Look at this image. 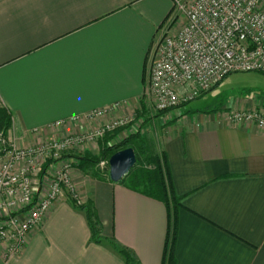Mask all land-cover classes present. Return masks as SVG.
<instances>
[{
  "label": "crops",
  "instance_id": "1",
  "mask_svg": "<svg viewBox=\"0 0 264 264\" xmlns=\"http://www.w3.org/2000/svg\"><path fill=\"white\" fill-rule=\"evenodd\" d=\"M170 13L171 0H0V99L9 137L26 147L131 113ZM224 79L209 91L219 107L189 103L159 124L178 198L174 218L163 201L73 167L78 206L70 192L57 198L21 253L0 249V264H125L113 246L130 250L137 264H163L167 236L172 264H264V127L230 119L250 108L264 113V86L232 87ZM115 103L101 116H82ZM75 115L82 118L51 126ZM46 176L39 194L49 187ZM80 206L94 210L101 242L91 240Z\"/></svg>",
  "mask_w": 264,
  "mask_h": 264
},
{
  "label": "built area",
  "instance_id": "2",
  "mask_svg": "<svg viewBox=\"0 0 264 264\" xmlns=\"http://www.w3.org/2000/svg\"><path fill=\"white\" fill-rule=\"evenodd\" d=\"M171 4V18L153 44L147 74L146 92L153 98L154 108L180 109L233 72L264 75V0H171ZM182 14L185 23L174 30L172 25ZM110 110L93 109L82 116L92 119ZM82 116L56 120L51 126L61 127ZM230 119L264 127V113L259 108L231 112ZM125 120L118 118L92 130L26 147L16 145L7 134L8 128L0 129V212H4L0 213V249L6 255L22 252L28 233L65 190L76 200L67 163L53 174L50 169L54 163L48 165L46 177L48 173L52 176L51 183L39 194L40 165L57 158L58 150L96 140Z\"/></svg>",
  "mask_w": 264,
  "mask_h": 264
},
{
  "label": "rangeland",
  "instance_id": "3",
  "mask_svg": "<svg viewBox=\"0 0 264 264\" xmlns=\"http://www.w3.org/2000/svg\"><path fill=\"white\" fill-rule=\"evenodd\" d=\"M172 8L173 7L171 4V10H172ZM171 15H172V13H170L166 23L169 22ZM176 20H177V22L172 25L173 28H175L174 30H176V29L178 30L179 28H181L184 25L185 16L183 14L178 15ZM151 55H152V51H151L150 56ZM146 74H148V72ZM147 76L145 79L146 81L144 82L143 94L141 95V97H140L138 103L136 104V107L133 109V111L131 113H126V114H123L121 116H118V117H115L112 119V120H118V118L119 119L125 118L126 120H125L124 124L105 132L101 137L97 138L96 140H93V141L84 140L82 143L80 142V144H78V145H72L71 147L66 148L64 150H58L56 152V154L58 155L57 158H54V159L49 158V159H47V161L45 163L43 162L40 165L39 185H41V183H42L41 177L44 176V174L47 175L46 172L49 171L48 165L54 163L53 168L50 169V173H52V174H53V172H56L59 169L60 165H63L64 163L69 164L70 168L76 167L75 166L76 159H74L71 156L85 155L86 153H89L90 155L93 154L95 156H99V153L101 150L100 146L102 143L106 144V145L107 144L108 145H115V144L120 143L125 138H127L130 134H134V133H138L142 138H144L146 143L142 149H145V151H148L149 153L155 152V153L159 154V156H160L159 124L161 122H165L169 119V114H167V113L172 109H168L165 111H159L156 108H154L153 100H152L153 98L149 95L148 92H146ZM224 78L223 79L225 81L224 80L223 81L228 82V84L231 83L230 86H232V87L236 86V85H240V84L242 85L245 83H251L254 85L264 86V75L261 74L260 72H256V71L233 72L231 74H228ZM217 84H219V82ZM209 91H211V89ZM209 91H207L208 93L206 92L203 94L204 97L207 96L206 98H204V97L201 98V96H200L199 98L194 99V100L188 102L187 104L194 103L196 105H199L200 107H211V108L214 106H217L220 102V97L216 96L213 98V93H209ZM115 104H117V103H115ZM115 104L110 105V107H111L110 111H112L118 107V106L116 107ZM187 104H185L181 108L184 109L185 106H187ZM217 107H219V106H217ZM177 112L178 111H176L175 113H177ZM172 114H174V113L172 112L170 115H172ZM172 116H170V118H172ZM108 122H110V121H108ZM59 138H60V136L57 137V139H59ZM142 149L141 148H136V149L133 148L134 153H135V161L137 159L138 164H142V160H144V155H142V153H141ZM107 160H108V158H101L99 160L96 168H98V170H100L104 173L107 172V174H108ZM147 168H153V166L148 165ZM48 177L51 179L52 176H50L48 173ZM69 179H70V176H69ZM70 181H71V179H70ZM68 192L69 191L65 190L66 195L69 194ZM72 199L77 204V202H76L77 199L76 200H75V198H72ZM0 213L3 215L4 212L1 211ZM1 214H0V216H1Z\"/></svg>",
  "mask_w": 264,
  "mask_h": 264
},
{
  "label": "trees",
  "instance_id": "4",
  "mask_svg": "<svg viewBox=\"0 0 264 264\" xmlns=\"http://www.w3.org/2000/svg\"><path fill=\"white\" fill-rule=\"evenodd\" d=\"M9 124L10 117L6 110L4 108H1L0 128L5 130L8 128ZM145 143L146 142L144 138H142L138 133H134L130 134L127 138L115 145H106L102 143L100 146L101 150L99 156L86 153L85 155H77L71 157L76 159L75 166L83 173L97 179L107 178V172L104 173L96 168L101 158H108L114 152L126 147L142 149ZM141 153L142 155H144L142 164H138L136 159L135 165L124 177L119 180V182H122L128 188L143 195L163 201L167 207L168 213L170 215L173 214L174 218L175 208L178 205V198L171 187L167 161L164 152L161 151L159 156V154L155 152L149 153L148 151H145V149H142ZM148 165H152L153 168H147ZM69 200L73 206H78L72 198H69ZM80 208L85 211L86 220L90 229L91 240L94 242H101L102 237L100 235V224L94 210L88 206H80ZM170 245L171 236H167L165 242V252L168 251V253L167 257H165L163 261V264H172L173 259L170 252ZM113 247L122 256L125 264H137L135 257L130 250L124 247Z\"/></svg>",
  "mask_w": 264,
  "mask_h": 264
},
{
  "label": "water",
  "instance_id": "5",
  "mask_svg": "<svg viewBox=\"0 0 264 264\" xmlns=\"http://www.w3.org/2000/svg\"><path fill=\"white\" fill-rule=\"evenodd\" d=\"M108 177L111 181H119L135 164L133 148L120 149L108 157Z\"/></svg>",
  "mask_w": 264,
  "mask_h": 264
}]
</instances>
